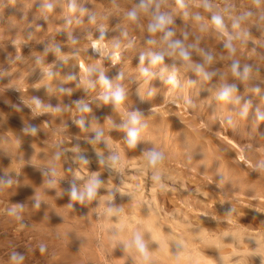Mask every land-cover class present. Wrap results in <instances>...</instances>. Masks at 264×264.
Wrapping results in <instances>:
<instances>
[{"label": "rangeland", "instance_id": "obj_1", "mask_svg": "<svg viewBox=\"0 0 264 264\" xmlns=\"http://www.w3.org/2000/svg\"><path fill=\"white\" fill-rule=\"evenodd\" d=\"M157 15L171 22L151 32ZM153 54L162 60L152 64ZM117 89L123 100L105 102ZM261 117L264 0H0V264H166L125 247L140 228L128 222L152 199L164 233L209 235L191 237L203 264H264ZM152 151L163 157L160 181ZM93 178L95 197L73 200L72 186Z\"/></svg>", "mask_w": 264, "mask_h": 264}, {"label": "bare ground", "instance_id": "obj_2", "mask_svg": "<svg viewBox=\"0 0 264 264\" xmlns=\"http://www.w3.org/2000/svg\"><path fill=\"white\" fill-rule=\"evenodd\" d=\"M101 41V40H100ZM95 41V42H100ZM94 43V42H93ZM103 49V48H102ZM95 51H99V49H94ZM69 62V61H68ZM82 65V64H81ZM84 68V67H83ZM82 70V69H81ZM82 72V71H81ZM227 72V71H226ZM45 73V72H44ZM32 74V73H31ZM45 75V74H44ZM42 79V78H41ZM36 80V79H35ZM54 81V80H53ZM32 83V82H31ZM127 83V81H126ZM9 92V91H8ZM133 94V93H132ZM58 97V96H57ZM135 98V97H134ZM122 105V104H121ZM124 106V105H123ZM8 108V107H7ZM150 108V107H149ZM124 109V108H123ZM242 133V132H241ZM192 143L194 142V139L190 140ZM259 144V143H258ZM50 145V144H49ZM185 148V147H184ZM183 148V149H184ZM194 153L199 157L201 161L205 160L207 158V153L205 150L201 149L197 145L192 146ZM93 150V149H92ZM239 158H242L241 153H238ZM236 154V155H238ZM214 155L220 157L221 161L225 162L228 155L231 156V154H224L221 150L218 149L214 150ZM234 155V154H233ZM246 156V155H245ZM210 159L212 160V156H210ZM238 157V156H237ZM208 159V158H207ZM90 160V159H89ZM238 162V161H237ZM19 163V162H18ZM85 163V162H84ZM237 165V164H236ZM238 166V165H237ZM236 166V167H237ZM148 169V168H147ZM219 169V168H218ZM169 174V173H168ZM248 175V174H246ZM53 176V175H52ZM210 176V175H209ZM162 178V177H161ZM242 178V177H241ZM30 180V179H29ZM160 181V180H159ZM257 181V180H256ZM1 182V181H0ZM32 182V181H30ZM248 182V181H247ZM16 183V182H15ZM23 184V183H22ZM121 184V183H120ZM67 188V187H66ZM18 190V189H16ZM83 190V189H82ZM256 190V189H255ZM80 191V190H79ZM5 192V191H4ZM57 193V192H56ZM134 193V192H133ZM111 199V198H110ZM10 201V200H9ZM101 201V200H100ZM133 201V200H131ZM222 202V201H221ZM237 202V201H236ZM17 204V202H16ZM21 205V204H20ZM62 205V204H61ZM165 206V205H164ZM157 205L155 202V199H152V202H146L142 206V211L140 213V217L134 218L133 222L129 221L128 225L131 228L136 221L140 223V228L135 230L131 237V242L134 239L135 234H139L141 237V240L145 244L146 253H151L155 255L158 259L163 261L166 264H189L190 262L193 264H196L198 262H201L202 256H200L196 251L191 250L192 247V238L194 236L201 237V233H204L202 230H196L195 232L189 233V236L187 238H183L182 236H175L170 234L169 232L164 233L161 226L159 225L158 219V213H157ZM85 208V207H84ZM136 209V208H135ZM107 213V212H106ZM105 213V214H106ZM223 213V212H222ZM58 214V213H57ZM86 214V213H85ZM227 215V214H226ZM121 216V215H120ZM90 217V216H89ZM247 217V216H246ZM91 219V218H90ZM90 221V220H89ZM93 222V221H92ZM77 223V222H76ZM85 223V222H84ZM256 224V223H255ZM123 225V221H119L118 225L121 229ZM257 225V224H256ZM138 226V225H137ZM219 227V226H218ZM236 227V226H235ZM114 228V227H113ZM177 228V227H176ZM69 229V228H68ZM233 229V228H232ZM83 231V230H82ZM88 231V230H87ZM113 231V230H112ZM215 231V230H214ZM113 233V232H112ZM228 234V233H227ZM231 234V233H230ZM114 235V234H113ZM194 235V236H193ZM105 236V235H104ZM129 236V234H128ZM154 236L159 237L158 239H153ZM209 236V235H208ZM87 237V236H86ZM107 239V236L105 237ZM111 238V237H110ZM113 238V237H112ZM87 240V238H85ZM94 239V238H93ZM221 241L226 240L227 236L224 234L221 238ZM116 240V238H115ZM70 242V241H69ZM68 242V243H69ZM79 242V241H78ZM65 243V242H64ZM83 243V242H82ZM218 243V242H217ZM84 244V243H83ZM114 244V243H113ZM117 244V243H116ZM198 244V243H197ZM212 245V244H211ZM115 247V246H114ZM206 247V246H205ZM72 248V247H71ZM97 248V247H96ZM109 248V247H108ZM124 248V247H123ZM134 248V247H133ZM207 248V247H206ZM116 250V249H115ZM126 250V249H125ZM196 250V249H195ZM201 250V249H199ZM127 251V250H126ZM134 251V250H133ZM99 251H97L98 253ZM128 252V251H127ZM136 252V251H135ZM204 252V251H203ZM230 252V251H229ZM96 253V254H97ZM228 253V252H227ZM118 254V253H117ZM121 254V253H120ZM132 254V253H131ZM221 254V253H220ZM223 254V253H222ZM116 255V254H115ZM114 255V257H115ZM140 255V254H139ZM219 255V254H218ZM71 256V255H70ZM118 256L119 259V255ZM122 256V255H121ZM138 256V255H137ZM133 257V255H131ZM139 257V256H138ZM141 257V256H140ZM77 259V258H76ZM239 259V258H238ZM140 260V259H139ZM105 261V260H104ZM121 261V259H120ZM119 262V261H118ZM160 262V261H159ZM204 264H227L224 259L219 256L216 259L212 260H203ZM125 263V262H123ZM147 263V262H146ZM150 263V261H149ZM116 264V263H115ZM128 264V263H126ZM144 264V263H143ZM152 264V263H150ZM158 264V263H157ZM203 264V263H202Z\"/></svg>", "mask_w": 264, "mask_h": 264}, {"label": "clouds", "instance_id": "obj_3", "mask_svg": "<svg viewBox=\"0 0 264 264\" xmlns=\"http://www.w3.org/2000/svg\"><path fill=\"white\" fill-rule=\"evenodd\" d=\"M141 7L145 8V10H146L147 6L142 4ZM204 7L206 9H209V10L211 9V6L208 3H205ZM128 15L132 19H135V17H136V13L134 11L130 12ZM155 20H156V22L149 26V30L151 32H156L157 30H163L164 26L167 23L171 22L170 19H168L165 15H157L155 17ZM212 23L218 29H220V30L223 29L222 18H221L220 15L213 14ZM167 35L171 36L172 33L169 32V33H167ZM230 39L231 38H229V40ZM225 46L228 47L230 50L232 49L231 43H226ZM102 47H103V45H101L99 42H94L93 43V48L94 49L98 50L99 48H102ZM171 47L173 49L180 48L179 42H176V43L172 44ZM179 55L185 60L189 59V56H188L187 52H185L182 48L180 49ZM143 60H144V57L141 56V62H143ZM161 60H162V56L159 55V54H153L151 56V63L152 64H156V63L160 62ZM237 67H238V65L234 63L233 66H232V69H233L234 73H236ZM198 70H199V68H198ZM245 72H247V69H245ZM145 74H147V73H145ZM101 82L104 83L106 86H109L108 85V81L105 80L103 78V76H101ZM168 82L172 83V84H175L174 78H170ZM232 90L233 89H230V88L224 89L220 93V97L219 98L222 99V100L227 99L229 97V95H230ZM103 99L105 100V102H107L109 99H111L113 103L119 104L123 100V94H122V92L120 90L117 89L115 91H112L110 94L105 95L103 97ZM37 106H39V105H37ZM81 111H89V109L85 105V106L81 107ZM261 119H264V117H261ZM129 122L132 125V127L128 128V143H129L130 147H134L136 142H137V139H138V131H137L136 126L139 124V121L137 119V116L135 114H133V115H131ZM78 123H82V121H78ZM31 131L33 133H35L36 129L33 128V129H31ZM98 155H99V153H98ZM162 159H163L162 155L160 153L155 152V151H152V152H149V153L146 154L147 165H148V167L153 169V171H154L153 179L157 180V181L160 179V176H159V165H160ZM109 161H110V166L111 167H113V168H119L120 167L119 157L113 155V156L109 157ZM101 162L103 163V160H101ZM77 178H79V177H77ZM99 183L100 182L98 180L93 178V179L89 180V182L86 184L85 189L83 191H78L76 186L73 185L72 189L70 191V196H71V198L73 200H79L81 202H83L86 198L88 200H91L96 195V189L99 186ZM158 238L159 237H157V236L153 237V239H158ZM201 238L206 240V241L209 239L207 233H201ZM133 245H134L136 251L140 254V256L143 257L144 259H147V253H146L145 244L141 240V237H140L139 234H135L134 239H133L131 244H129L128 242H125L126 249L131 248ZM255 251H256V253H264V245H262L260 248L256 249ZM13 259H16V257H13Z\"/></svg>", "mask_w": 264, "mask_h": 264}]
</instances>
